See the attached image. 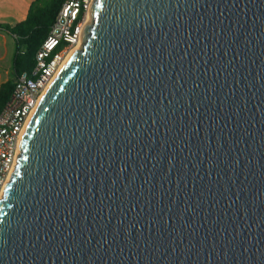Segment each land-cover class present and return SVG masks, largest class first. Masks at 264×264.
<instances>
[{
    "label": "water",
    "instance_id": "obj_1",
    "mask_svg": "<svg viewBox=\"0 0 264 264\" xmlns=\"http://www.w3.org/2000/svg\"><path fill=\"white\" fill-rule=\"evenodd\" d=\"M0 264H264V0H92L20 137Z\"/></svg>",
    "mask_w": 264,
    "mask_h": 264
},
{
    "label": "built area",
    "instance_id": "obj_2",
    "mask_svg": "<svg viewBox=\"0 0 264 264\" xmlns=\"http://www.w3.org/2000/svg\"><path fill=\"white\" fill-rule=\"evenodd\" d=\"M92 0H63L49 31L34 55L31 71L14 80L0 111V195L15 165L22 130L41 95L71 50L81 45Z\"/></svg>",
    "mask_w": 264,
    "mask_h": 264
},
{
    "label": "trees",
    "instance_id": "obj_3",
    "mask_svg": "<svg viewBox=\"0 0 264 264\" xmlns=\"http://www.w3.org/2000/svg\"><path fill=\"white\" fill-rule=\"evenodd\" d=\"M62 1L36 0L23 20L13 26L0 24V29L11 34L14 40L13 74L0 83V111L8 100L15 78L22 72L31 71L35 52L47 35Z\"/></svg>",
    "mask_w": 264,
    "mask_h": 264
},
{
    "label": "crops",
    "instance_id": "obj_4",
    "mask_svg": "<svg viewBox=\"0 0 264 264\" xmlns=\"http://www.w3.org/2000/svg\"><path fill=\"white\" fill-rule=\"evenodd\" d=\"M36 0H0V24L13 26L23 20L29 10V7ZM8 45H12L13 50L9 52ZM14 54L13 36L7 31L0 29V77L9 78L12 70V58ZM11 55V59L7 57Z\"/></svg>",
    "mask_w": 264,
    "mask_h": 264
},
{
    "label": "rangeland",
    "instance_id": "obj_5",
    "mask_svg": "<svg viewBox=\"0 0 264 264\" xmlns=\"http://www.w3.org/2000/svg\"><path fill=\"white\" fill-rule=\"evenodd\" d=\"M8 50H9V52H11L13 50L12 45H8ZM7 59L10 60L11 59V55H9L7 57ZM9 74L12 75V70H10V73ZM6 79H8V78H6V77H0V83L2 81H5Z\"/></svg>",
    "mask_w": 264,
    "mask_h": 264
},
{
    "label": "bare ground",
    "instance_id": "obj_6",
    "mask_svg": "<svg viewBox=\"0 0 264 264\" xmlns=\"http://www.w3.org/2000/svg\"><path fill=\"white\" fill-rule=\"evenodd\" d=\"M80 47V44L78 45V46H75L72 50H71V52L74 50V49H76V48H79ZM70 52V53H71ZM69 53V54H70ZM42 96V95H41ZM31 116V115H30ZM30 116H29V118H30ZM29 118H28V120H29ZM28 120H27V122H26V124H25V126H24V128H23V130H22V133H23V131H24V129H25V127H26V125H27V123H28ZM22 135V134H21Z\"/></svg>",
    "mask_w": 264,
    "mask_h": 264
}]
</instances>
